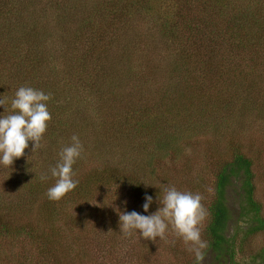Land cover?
<instances>
[{"label":"rangeland","instance_id":"obj_1","mask_svg":"<svg viewBox=\"0 0 264 264\" xmlns=\"http://www.w3.org/2000/svg\"><path fill=\"white\" fill-rule=\"evenodd\" d=\"M73 1L15 0L14 5H18L15 2L19 3V7L25 5V2L32 4L28 12L33 16L28 19V23L35 21L34 36L37 35L32 43L36 50L43 51L44 57L50 51L59 60L62 57L65 59L64 54L71 57L74 53H79L80 59L88 57L89 60L91 54L107 49L110 57L120 60V64L108 66L107 69L111 70L117 86L113 90H98L108 81L96 80L94 70H99L97 62L89 64L87 68L80 66L82 72L73 69L70 73H63L67 69L62 63L52 67L58 79H53L51 73L47 77L40 76L34 82L36 87L38 83H44L43 88H38L50 94L47 107L51 120L38 149L32 152V143L29 142L22 157L15 159L9 167L0 166V211L2 207L14 210L16 196L25 198L26 194L29 199L18 171H28V175L24 174L27 177L35 174L46 177L50 174V168L59 161L58 153L70 144L71 136L76 135L83 145V151L74 163L78 167L74 179L85 182L93 176L98 177L106 169L112 171L118 162L122 164L120 170L123 174L130 173V177L140 178L145 183L146 190L149 186L152 187L150 196L153 202L145 213L142 204L134 200L126 185L105 186L99 182L95 186L85 182L88 190L87 195L85 194L87 203H63L58 215L50 214L51 219L47 221L40 217L39 208L45 194L42 193L40 201H35L34 210L30 212V220L39 227H46V233L51 229L58 233L63 241L61 247L58 246L60 243H56L58 245L55 248L61 259L59 263L197 264L194 254L188 251V246L171 227L163 239L156 238L154 241L141 239L138 235L125 236L119 232L117 212L136 211L141 215H151L159 207L158 201L163 197V187L175 186L180 191L201 196L200 202L207 212L198 226L203 240V232L209 219L208 210L215 197L214 167L217 157L226 154L229 149L228 142L233 139H240L246 153H251L258 159L264 155V59H259L263 69L259 64L255 65L258 60L251 65L248 58L243 63L238 58L235 59L242 65L241 68L235 73L229 71L230 76L225 80L226 83H221L231 92L237 91L240 94L225 102L235 108H227L229 112L226 113L225 120L216 115L218 121L215 123L210 118L200 122L198 110L182 105L180 111L169 117V121L176 127L173 128V136L162 137L163 133L158 127L159 122H164L160 107H169L170 100L166 99L161 104L159 98L163 97L156 95L155 89L164 90L168 87L170 78L181 74L180 71H174L179 61L174 41L169 40L166 30L158 25L157 20L141 17L144 14L140 11V17L137 12L130 14V19L125 17L123 21L130 23L124 29L121 27L123 23L115 26L106 20L102 23V19L93 18L94 0L75 1L77 4H85V12L79 17V22L67 18L60 20L61 16L68 14L63 12L61 6L67 8L69 2L73 6ZM258 2L263 6L261 12L264 15V1ZM140 7L144 9L143 12L147 11L143 3ZM181 26L179 25L178 30L183 29ZM28 28L21 25L15 35L27 37ZM118 29L121 31H117ZM124 31L126 33L123 34ZM178 34L181 36V32ZM3 37L0 33V75L4 77L8 87L5 95L11 100L15 91L24 86L23 77L34 71V66L38 64L23 62L11 65L25 60L29 46L25 42L20 49L15 47L18 44L15 48L5 46ZM69 45L74 49L68 47ZM257 83H263L262 89ZM173 90L171 86L165 98L173 97ZM243 104L254 107L248 112L240 109ZM146 120L154 123L155 127L144 126ZM219 120L223 123L219 124ZM75 129L79 133L74 132ZM122 132L124 138L119 141V133ZM52 135H55L57 142L52 141ZM131 166L136 168L132 169ZM120 170L118 169L119 172ZM254 171L255 199L261 204L264 217V159L255 164ZM232 183L228 190L227 204L234 220L242 224L245 222L240 218V206L245 204V194L240 181L233 179ZM5 212L6 210L0 212V216ZM22 221L19 217L13 218L10 227L12 233L9 236L1 234L0 264H48L40 260L38 252L42 246L37 247L27 235L16 233L19 225H23ZM262 248L264 231L247 238L238 246L232 262L225 259L221 264H261L260 259H255L254 255ZM201 251L202 259L199 264L213 261L212 253L204 249Z\"/></svg>","mask_w":264,"mask_h":264},{"label":"trees","instance_id":"obj_2","mask_svg":"<svg viewBox=\"0 0 264 264\" xmlns=\"http://www.w3.org/2000/svg\"><path fill=\"white\" fill-rule=\"evenodd\" d=\"M14 1L0 0V33L4 36L5 46L9 45L13 48L19 47L20 49V46L24 44L23 42L27 43L29 46L24 61L22 59L18 64L7 62L8 64L19 65L23 62L38 64L34 66V71H31L23 77L24 80L22 83L25 87L41 90L38 87L41 86L43 88L44 83H41V85L38 83V87H36L34 86V82L37 81L40 76L44 75L47 77L48 74L51 73L53 79H58V75L53 69L56 65H61L63 63L62 65L66 66L67 69L63 73H70L73 69L82 72L80 66L87 68L89 64L95 62H97L96 65L99 67V70L93 69L96 73V80L108 81L98 90L104 91L106 88H112L113 90L117 86L114 84L111 70L107 69L113 65L120 64V60L110 57L107 49L98 50L94 54H91L89 60L87 59L88 57H81L80 59L79 53L71 54V57H68V54H64L65 59L62 57L59 60V58L54 57L50 51L49 54L44 57L43 51L36 50L32 43L34 42L33 39L37 38V35L34 36L36 33L35 21L28 23V19H31L33 16V14L28 12L32 4L30 5L25 2V5L19 7V3L15 2L18 4L16 5L18 7H16ZM75 1L76 0L71 2L73 6H71L70 2L67 8L61 6L63 12H67L68 14L63 17L61 16L60 20H65L67 18L79 22V17L85 12V4H77ZM258 1H93V3H95L93 18L98 17L102 19V23L107 21L112 26L123 23L121 27L124 29L127 28L130 23V21H123L125 17L130 19V14H134L133 12H137L136 14L139 16L138 12L140 11L144 14V16L140 15L141 17H150L152 21L157 20L158 25L164 28V31L166 30L169 40L174 41V46L177 48L176 56L179 58V61L175 65L176 69L173 70L180 71L181 74H178L175 78H170L168 80V87L164 90L155 89V94L163 97L159 98L161 104L164 100L166 101V99L170 100L169 107H160L162 108V119L164 118V122L161 123L158 121V127H160V131L163 133L162 137L173 136V128L176 127L173 126L172 121H169V117L171 115L173 117L176 111H180L182 105H187L188 108L191 107L194 110H198V119L200 122H204L205 119L210 118L215 123L218 121L216 115H220L222 119L225 120L227 117L226 113L229 112L227 108L235 109L231 107L232 105H227L225 102L228 99L233 100L238 97L240 93H237V91H232L234 92L232 93L230 89L223 86L221 81L226 83L225 80L230 76L229 71L235 73L241 68L242 65L235 61L236 58L242 63L248 58L251 65H253V63L255 64V61L258 60V63L255 65L259 64L260 68L263 69L259 59H264V15L261 12L263 6H261V2ZM141 3L144 4L147 10L146 12H143V8L141 9ZM79 11L82 12L80 13ZM21 25L22 27H29L26 31L27 37L25 38L15 35ZM179 25H182L181 27L183 29L178 30ZM117 31H121V29ZM178 32H181V36ZM124 33L126 32L124 31L123 34ZM79 40L80 38L77 42H79ZM16 44L18 45L15 46ZM68 47L72 46L69 45ZM72 49L74 48L72 47ZM2 54L4 55L5 51H3ZM247 55L249 57H247ZM10 59H12L11 52L9 61ZM68 59L71 60L68 61ZM71 64L73 66H71ZM260 80L262 79L260 78ZM232 84H234L233 81ZM261 84L263 83H257L258 87L261 88ZM218 85L219 88H217ZM171 86L174 88L173 91L175 93H173V97L165 98ZM242 87L246 88L244 86ZM7 90L8 87L4 81V77L0 75V100L4 102L3 105H0V114L4 113L5 115H7L6 112H10L11 110L10 103L8 102L11 101L9 99L10 97L5 95L7 94ZM162 91H164V94ZM102 93L103 92H101V94ZM232 100H230V102ZM253 107L254 106L248 107V105L243 104V107H240V109L251 112L250 109ZM222 123L223 121L219 120V124ZM149 125L155 127L154 123L146 120L144 126ZM74 132L79 133L76 129ZM119 134L120 141L124 138V132ZM52 137L54 138L52 141L57 142L55 135H52ZM228 143V151L225 155L217 157V163L214 167L216 179L215 197L210 204L208 210V224L203 232V241L206 242L204 250L212 253L214 257L213 261L209 264H221L222 260L225 259L232 262L238 252V246L240 247L247 238L264 231L263 209L261 204L255 199L254 185L255 164L260 163V160L264 159V155L258 159L255 155L246 153L243 144L240 143V139H233ZM121 165L122 164L117 162L112 171L106 169L102 171L98 177L93 176L85 182L87 184L93 183L95 186H97L99 182L105 186L124 184L131 190V195L134 200L143 205L145 202L144 197L145 195L150 196L153 191L152 187L149 186L146 190V185L140 178L135 179L130 177V173L123 174L120 170ZM117 168L121 172H119ZM130 168H132V166ZM134 168H136V166H133L132 169ZM73 170L78 173V167L76 165H73ZM17 174L21 176L23 188H25L24 190L28 194L29 199H27L26 194H24L25 198L16 196V208L14 210L2 207L0 212L6 210L8 213L5 212L2 217L0 216V236L1 234L9 236V234L12 233L10 227L13 224V218L19 217V219L23 220V225H19L16 233L19 235H27L33 240V243L37 247L42 246V248L39 249L41 251L38 252L40 260L48 264H63L59 263L61 259L56 253L58 251L55 249L58 245L56 243H60L58 246L61 247V243L63 242L60 237H58V233H54L53 229L46 233V227H39L37 223H32L33 221L30 220V218H32L30 212L34 210L33 206L35 205V201H40L42 193L45 194L43 195L44 200L39 208L40 217L47 221L51 219L49 217L50 214L58 215L61 208H63V206H61L63 203L73 201L75 203L85 202L86 204L87 202L85 200L87 196L85 197V194L87 195L88 190L87 186H85V182L79 181L77 178L78 184L73 191L68 192L60 200L53 201L49 200L46 196L47 189L55 182V178L51 177L50 174H47V179H42L44 176H37L36 174L32 177H27L24 174L28 175V171H23L21 169ZM233 179L240 181L241 189L245 194L243 197L245 204L240 206V218L245 222L242 224H238V221L234 220L233 213L227 204L228 190L233 184ZM34 248L36 249L35 246ZM254 256L255 259H260L261 264H264V248Z\"/></svg>","mask_w":264,"mask_h":264},{"label":"clouds","instance_id":"obj_3","mask_svg":"<svg viewBox=\"0 0 264 264\" xmlns=\"http://www.w3.org/2000/svg\"><path fill=\"white\" fill-rule=\"evenodd\" d=\"M49 100L50 94L32 87L21 86L15 91L10 101L11 111L7 115L0 114V166L9 167L15 159L22 157L29 142L32 143V152L41 146L40 142L51 120L47 107ZM3 103L0 100V105ZM70 140V144L58 153L59 161L49 170L51 177L55 178L54 184L46 191L49 200H60L78 184V180L74 179L73 165L81 157L83 145L76 135ZM162 191L159 207L151 215L118 211L119 232L125 236L138 235L141 239L154 241L156 238L163 239L171 227L199 264L201 250L206 247V242L201 240L198 226L207 215L200 202L201 196L170 185H165ZM144 201L142 208L146 213L153 202L152 197L145 195Z\"/></svg>","mask_w":264,"mask_h":264}]
</instances>
